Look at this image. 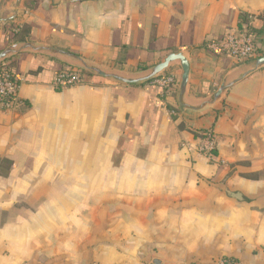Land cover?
I'll list each match as a JSON object with an SVG mask.
<instances>
[{
  "label": "crops",
  "instance_id": "obj_1",
  "mask_svg": "<svg viewBox=\"0 0 264 264\" xmlns=\"http://www.w3.org/2000/svg\"><path fill=\"white\" fill-rule=\"evenodd\" d=\"M263 18L264 0H0L18 80L0 110V264H264V178L246 177L264 169V35L244 59L206 47ZM170 53L182 94L178 60L169 88L95 72L144 78ZM69 68L92 73L57 87Z\"/></svg>",
  "mask_w": 264,
  "mask_h": 264
},
{
  "label": "built area",
  "instance_id": "obj_2",
  "mask_svg": "<svg viewBox=\"0 0 264 264\" xmlns=\"http://www.w3.org/2000/svg\"><path fill=\"white\" fill-rule=\"evenodd\" d=\"M255 35L245 25L228 30L220 39H211L206 43L207 49L217 54H228L234 58L244 59L253 56L256 51ZM84 81L78 69H64L60 71L54 83L57 87H67ZM156 86L169 88L175 82L173 75H159L153 79ZM18 80L16 75L5 65H0V110L11 109L17 101ZM216 148V138L205 130L199 139L198 152L205 156H212ZM219 264H228L225 258ZM230 264H240L232 260Z\"/></svg>",
  "mask_w": 264,
  "mask_h": 264
},
{
  "label": "water",
  "instance_id": "obj_3",
  "mask_svg": "<svg viewBox=\"0 0 264 264\" xmlns=\"http://www.w3.org/2000/svg\"><path fill=\"white\" fill-rule=\"evenodd\" d=\"M7 53V51H2L0 52V59L3 58L5 56V54ZM174 60H178L181 66V78H180V93L182 94L184 89H185V85L187 82V77H188V70H189V65L188 62L186 60V58L181 54V53H170L168 54L162 62L156 64L151 71L149 72V74H147V76H145L144 78H140V79H127V78H123L121 76H117L115 74H109V73H105L101 70L96 69L95 72L101 76L107 77V76H111L114 77L122 82L125 83H134V82H138L141 80H146L149 78H153L156 75H158L160 72H162L170 62L174 61ZM256 65H262L264 64V56H261L259 58L256 59ZM224 86H221L217 92L215 93V97H217L223 90Z\"/></svg>",
  "mask_w": 264,
  "mask_h": 264
},
{
  "label": "trees",
  "instance_id": "obj_4",
  "mask_svg": "<svg viewBox=\"0 0 264 264\" xmlns=\"http://www.w3.org/2000/svg\"><path fill=\"white\" fill-rule=\"evenodd\" d=\"M247 17L249 18L250 15H246V14H239V19H240V23H246L247 22ZM250 31L253 33V34H262L264 35V18H263V25L261 28L259 29H255L253 27H249ZM29 33H30V27L29 26H22V27H19L17 28L16 30H14V32H12V39L13 41L15 42H18V41H23L25 40L28 36H29ZM92 72L89 71V70H86V69H82L81 70V75L85 78V76L91 74ZM161 74H158L156 75L155 77L159 76ZM155 77L153 78H149V79H146L144 82H149L151 81L152 79H154ZM85 80V79H84ZM179 128L180 129H184V125L180 124L179 125ZM195 136H199V137H202L203 136V132H193ZM212 155H215V150L212 152ZM246 177L248 178H251V179H259L260 177L261 178H264V169L261 170V171H258V172H254V173H251L249 175H246ZM225 258V260L227 261L228 264H230V262L232 260H234L233 258H229V257H223Z\"/></svg>",
  "mask_w": 264,
  "mask_h": 264
}]
</instances>
